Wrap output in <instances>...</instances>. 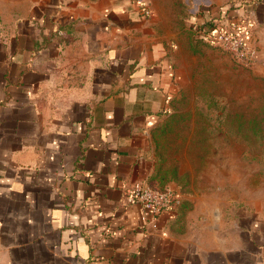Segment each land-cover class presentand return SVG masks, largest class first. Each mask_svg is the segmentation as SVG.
<instances>
[{
  "label": "crops",
  "instance_id": "obj_1",
  "mask_svg": "<svg viewBox=\"0 0 264 264\" xmlns=\"http://www.w3.org/2000/svg\"><path fill=\"white\" fill-rule=\"evenodd\" d=\"M247 14L264 82V0H0V264H264V176L234 190L166 121L184 56ZM136 182L176 193L155 228Z\"/></svg>",
  "mask_w": 264,
  "mask_h": 264
},
{
  "label": "rangeland",
  "instance_id": "obj_2",
  "mask_svg": "<svg viewBox=\"0 0 264 264\" xmlns=\"http://www.w3.org/2000/svg\"><path fill=\"white\" fill-rule=\"evenodd\" d=\"M181 67L184 88L171 100L166 121H178L175 128L191 136L187 152H219L234 190L255 184L264 176V82L204 43Z\"/></svg>",
  "mask_w": 264,
  "mask_h": 264
},
{
  "label": "built area",
  "instance_id": "obj_3",
  "mask_svg": "<svg viewBox=\"0 0 264 264\" xmlns=\"http://www.w3.org/2000/svg\"><path fill=\"white\" fill-rule=\"evenodd\" d=\"M148 14V11H145ZM254 22L247 15L218 19L206 35L207 42L228 55L232 61L251 68L258 50L254 41ZM177 200L176 193L169 188H158L144 182L132 183L123 192V205H137L143 229L155 228L159 215Z\"/></svg>",
  "mask_w": 264,
  "mask_h": 264
}]
</instances>
